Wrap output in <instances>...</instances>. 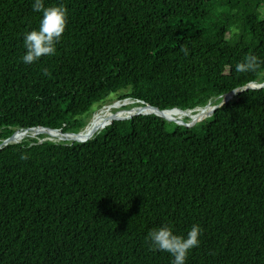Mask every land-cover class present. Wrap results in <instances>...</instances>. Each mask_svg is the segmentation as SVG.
I'll use <instances>...</instances> for the list:
<instances>
[{
  "label": "trees",
  "instance_id": "obj_1",
  "mask_svg": "<svg viewBox=\"0 0 264 264\" xmlns=\"http://www.w3.org/2000/svg\"><path fill=\"white\" fill-rule=\"evenodd\" d=\"M32 3L0 0V140L29 126L78 132L110 95L211 104L190 127L139 114L95 123L85 142L2 147L0 264H171L146 240L165 224L201 226L186 264H264V89L211 115L264 80V63L235 71L246 55L264 61V0H44L67 8L66 28L54 56L25 65Z\"/></svg>",
  "mask_w": 264,
  "mask_h": 264
},
{
  "label": "clouds",
  "instance_id": "obj_2",
  "mask_svg": "<svg viewBox=\"0 0 264 264\" xmlns=\"http://www.w3.org/2000/svg\"><path fill=\"white\" fill-rule=\"evenodd\" d=\"M31 8L33 12L40 13V20L38 27L23 33L25 51L21 61L25 65L56 54L68 19V10L62 4L45 6L44 0H33ZM181 51L185 56L188 55L187 49L181 48ZM262 63L264 61L255 54H249L241 62L236 63L235 71L254 72ZM44 74L47 75L46 70ZM201 235L202 229L199 224H193L186 235L175 234L173 228L165 224L149 230L146 240L151 250L167 252L172 257L171 264H186L189 252L199 247Z\"/></svg>",
  "mask_w": 264,
  "mask_h": 264
},
{
  "label": "bare ground",
  "instance_id": "obj_3",
  "mask_svg": "<svg viewBox=\"0 0 264 264\" xmlns=\"http://www.w3.org/2000/svg\"><path fill=\"white\" fill-rule=\"evenodd\" d=\"M210 104L211 102L205 106V107H200L196 110H181V109H173L171 111H161V110H156V109H153V108H150V107H144V106H139V107H142V108H145L146 111L144 112H139L137 108H133V109H130V110H127L126 112H124L123 115L121 116H115L113 114H102V116L100 115V112L102 110H97V112H94V114L92 115V118H91V121L90 123H88V125L85 127V129H83L82 131H80L79 133L77 134H61V132L59 133L57 130L55 129H52V128H34L36 129L39 133H43V134H51L53 135V137L55 136L57 139L59 140H70V141H82V140H85V139H88V138H84V139H78L79 136H83L84 134H87L89 132V130L92 128V126L95 124L96 121H100V120H105V119H112V120H117V119H124V118H129V117H132L134 116L135 114H141V113H145V114H149V113H156L164 118H167L171 121H177L175 119V117L179 118V117H182L183 115H186L187 113H190V112H195L196 115H202L205 111H207L209 108H210ZM118 105V103H117ZM122 106V105H121ZM214 106V105H213ZM113 106H110V105H107L105 106V108L103 107V109H110L112 108ZM119 107V106H118ZM214 108V107H213ZM174 110H180V111H174ZM108 111V110H107ZM105 112V111H104ZM130 114V115H129ZM181 119V118H180ZM111 121V120H110ZM110 121L107 123L109 124ZM195 120H192V119H188V121L186 123H192L194 122ZM106 124V125H107ZM33 128H25V129H22L18 132H16L15 134H18L15 138L11 139L12 142H17L19 139H21L26 133H30V131H27L29 129H33ZM100 130H97L95 132V134H97ZM34 133H36V131L33 130ZM31 132V133H33ZM14 134V135H15ZM84 137V136H83ZM55 138V139H56Z\"/></svg>",
  "mask_w": 264,
  "mask_h": 264
},
{
  "label": "rangeland",
  "instance_id": "obj_4",
  "mask_svg": "<svg viewBox=\"0 0 264 264\" xmlns=\"http://www.w3.org/2000/svg\"><path fill=\"white\" fill-rule=\"evenodd\" d=\"M117 103H118V105H117ZM107 105H110V106H113V107L110 108V109H107L108 110L107 111L106 109H103V107L105 108V106H107ZM133 105L134 104L133 103L131 104L129 99L122 100V99H119L116 95H110V96L106 97L103 101H100L98 103L93 104V106L91 107V111H90L89 117H87L86 125H88V122L91 121L92 115L94 114V112H97V110L98 111L102 110L100 112L101 116H102V114H113L115 116H121V115L124 114V112L127 111L123 106L129 108L128 110L133 109V108H137L138 111L140 112L141 107L133 106ZM198 116H200V115H196L195 112H190V113H187L186 115H183L182 117H179V118L175 117V119L178 120V122H180V123H182V122L186 123L185 121H188V119H192V120L194 119L196 122H199V121L204 120V119L209 117L208 116V117L202 119V117L198 118ZM102 120H100V121L98 120L95 123H100ZM84 127L81 130H83ZM31 132H33V130H31L30 133H26L24 135L26 138L22 139L21 141L26 140L28 138H39V140L48 139V140H52V141H56V142L62 141V140L57 139L55 136L53 137V135H51V134H43V133H41L40 135H37L36 133H34V132L31 133ZM93 132H94V128L92 126V128L89 130V132L87 134H84L83 136L84 137L91 136V134H93ZM83 136H79L78 139L83 138ZM65 141L69 142L70 140H65Z\"/></svg>",
  "mask_w": 264,
  "mask_h": 264
},
{
  "label": "water",
  "instance_id": "obj_5",
  "mask_svg": "<svg viewBox=\"0 0 264 264\" xmlns=\"http://www.w3.org/2000/svg\"><path fill=\"white\" fill-rule=\"evenodd\" d=\"M246 89H264V80L263 81H260V82H258V81H250V82H248V83H246L245 85H243V86H241V87H237V88H235V89H232L231 91H229V92H227V93H225L224 95H223V97L221 98V100L219 101V102H217V103H215L214 104V108H213V110H212V112H211V115L213 114V112H214V110L217 108V107H219V106H221V104H224L225 102H227L228 100H230V99H232L233 97H235L238 93H240V92H242V91H244V90H246ZM125 99H129V98H124V99H122V100H125ZM130 100V102H131V104L133 103L134 105L133 106H141V105H135V103H143L142 101H139V100H133V99H129ZM210 103V102H209ZM209 103H207L206 105H204L203 107H205V106H207ZM142 106H144V107H150V108H153V109H156V110H161V111H171V110H173V109H181V110H196V109H198V108H200V107H196V108H193V109H183V108H181V107H173V108H167V109H160V108H158V107H155V106H151V105H148V104H145V105H142ZM142 115H151V114H145V113H141ZM152 114H155V115H157V116H160V115H158V114H156V113H152ZM135 115H139V114H135ZM134 115V116H135ZM210 115V116H211ZM133 117V116H132ZM160 117H162V116H160ZM129 118H131V117H129ZM129 118H126V119H129ZM162 118H164V117H162ZM165 120H167V121H169V122H174V123H177V124H181V125H184V126H186V127H190V126H187V125H185V124H183V123H180V122H177V121H170V120H168L167 118H164ZM120 120H123V119H120ZM115 121V120H114ZM201 122H203V121H201ZM88 123H90V122H88ZM87 126V125H86ZM85 126V127H86ZM30 127H37V128H52V129H55V130H57V131H59V132H61V133H63V134H65V133H67V134H77V133H79L80 131H82V130H80V131H78V132H69V131H62L61 129H59V128H55V127H48V126H29V128ZM85 127H84V129H85ZM25 128H28V127H24V128H18V129H15V131L10 135V136H8V137H6V138H4V139H1L0 140V149L2 148V147H4L5 145H7L8 143H16V142H12L11 141V139H12V137L14 136V134L17 132V131H19V130H22V129H25ZM107 129V128H106ZM105 129V130H106ZM97 137V136H96ZM96 137H93V138H91V139H94V138H96ZM91 139H88V140H91ZM88 140H83V141H76V142H85V141H88ZM68 143H74V142H68Z\"/></svg>",
  "mask_w": 264,
  "mask_h": 264
}]
</instances>
